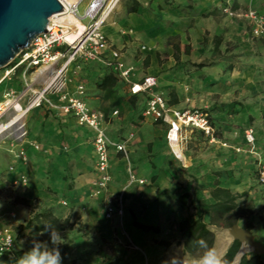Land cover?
<instances>
[{
	"label": "crops",
	"instance_id": "crops-1",
	"mask_svg": "<svg viewBox=\"0 0 264 264\" xmlns=\"http://www.w3.org/2000/svg\"><path fill=\"white\" fill-rule=\"evenodd\" d=\"M125 2L126 0L120 2L109 23L102 29L108 40L121 51L129 45L131 30L142 37H147L153 47L157 43L162 46L164 38L168 39L176 35L172 31L176 24L180 29V24L184 27L189 24L188 17H183L187 16L189 9L201 16L214 12L219 14L224 0H171L174 8L166 10V13L171 15L176 8L180 10L174 24L171 21L157 23L158 20L154 19L164 12L160 8H153L160 4V1L155 0L151 5V14H145L140 20L136 18L135 12H130L133 6L127 10ZM232 9L238 15L230 17L220 11L221 16L218 18L212 19L207 16L204 21L202 18L201 20L196 18L195 24L192 25L195 29L194 42L183 43L180 38L179 43L172 45V49L177 47V52L175 50L172 52L174 60L172 64H176L179 59L184 63L193 59L187 56L183 58L181 47L185 45L186 55L191 48L192 51L198 50L200 43L204 42L203 37L199 39V31L209 24L214 31V44L218 47L225 40V37H220L225 29L238 27V31L243 34L245 33L243 30L248 28V32L251 33L250 23L242 17L246 10H254L264 18V0H235ZM116 14L123 16L118 18ZM258 40L262 55L260 59L264 60V37H259ZM124 51L127 52L126 49ZM195 53L197 54V51L192 54ZM122 59L128 65L132 64L133 81L141 80L146 76L155 77V92L163 94L166 99V93H170L172 98L167 99L169 105L178 109H205L214 127L215 141H210L209 137L197 130L184 129L177 143L181 152L177 153L167 142L165 136L167 125L139 116L140 112L142 116L146 95L132 96L128 91V85L117 81L115 91L105 96L94 86L95 80L103 76L105 71L101 70L99 75L88 74L85 82L82 80L85 77L81 78L79 72H75L72 75L73 83L70 88L79 81L84 82L85 100L90 107L102 110L107 115H110L113 110H117L119 114L118 117L107 120L105 133L109 140L124 143L127 155L110 152L111 181L107 193L97 198L90 196L91 182L95 176L91 131L78 126L71 116L50 111L46 107L34 108L28 114L26 121L27 139L37 143L40 150L26 148V164L18 165L15 174L9 173L3 179L4 189H11L9 183H14L13 180L17 178V175L24 174L28 182L25 186H20L23 199L32 202L35 199L41 200V203L46 205L60 203L64 207L67 206V214L58 218L68 217L71 226L81 224L84 232H88L89 236L107 243L114 242V237L118 239L122 230L115 231L117 218L105 219L102 209L108 202L119 201L124 208L122 227L125 240L131 242L136 248L127 250L121 245L114 244L115 258L110 260L111 264H162L160 259L162 251L166 249L171 251L175 248L182 253V242L174 228L177 222L184 219L193 221L197 217H201L205 223L208 222L210 213L206 206L216 202L210 195L211 191L220 188L234 196L243 195L237 202L243 203L244 206L252 205L247 202L249 200L247 193L251 186L254 188L256 197H259L256 178L253 180L252 175L257 172L258 164L264 162V85H250L242 88L241 99L234 98L235 89L230 86L194 87L196 90L189 92L176 89V84L171 82L160 87V77H169L171 74L170 70L167 71L171 65L170 62L167 65L159 64L154 51L146 52L144 61L141 57L136 61L127 60L126 57ZM259 73L262 74V70ZM19 77L20 75L16 79ZM87 79H90L89 82ZM6 82L10 81H4L0 86V99L1 93L6 90V87L2 90L1 87ZM90 82L91 86L88 85ZM189 95L192 96L191 99ZM117 97H120L119 103L114 104ZM174 99L176 104H170V101ZM133 109L139 111L138 117L134 115ZM247 127L253 129V153L248 152L250 146L245 143L243 137V130ZM5 150L7 152V148ZM7 154L9 166L15 162L8 152ZM128 165L136 178L143 181L142 184L128 182L126 173ZM44 172H49L46 180ZM42 181L53 188L56 198L51 197L44 190ZM183 194L188 196L185 201L181 197ZM63 202L66 205H63ZM18 207L22 213L24 209L31 210L21 204ZM251 215L237 218V225L245 228L241 224ZM250 222H252L251 219ZM134 223L157 227L159 231L157 233L142 231L136 228ZM214 228L217 227L209 226L216 237ZM157 241L168 242L170 246L164 247L157 244ZM215 243L216 238L212 249Z\"/></svg>",
	"mask_w": 264,
	"mask_h": 264
},
{
	"label": "built area",
	"instance_id": "built-area-1",
	"mask_svg": "<svg viewBox=\"0 0 264 264\" xmlns=\"http://www.w3.org/2000/svg\"><path fill=\"white\" fill-rule=\"evenodd\" d=\"M121 1H59L63 10L54 14V20L49 18L48 30L36 35L26 48L20 50L6 66L0 68V86L4 81L12 82L18 75L23 83L19 91L8 87L1 93L0 145L8 146L7 152L15 162L8 166V171L15 173L18 165L26 164L27 147L35 151L40 150L37 143L27 139L26 121L34 108L46 107L50 111L71 116L78 126L91 131L95 176L91 182L90 196L97 198L107 193L111 181L110 152L123 153L126 156L127 149L124 143L109 140L105 133L107 120L117 116L118 111L113 110L110 115H106L90 107L85 100L86 85L82 81L70 88L73 83L72 75L88 63H95L112 71L119 81L128 85L130 95H146L142 117L167 125L165 136L170 146L172 142L178 143L179 135L184 129L197 130L209 137L210 141H215L214 127L205 109H178L169 105L163 94L155 92L156 78L153 76H146L138 81L132 80L133 67L125 64L121 50L108 40L102 30ZM234 1L224 0L221 8L222 12L230 17L238 15L232 9ZM81 5L84 6L83 13L79 12ZM69 14L83 25L82 32L75 37L70 36L71 27H66L60 22L63 15ZM242 17L250 23L252 37H264V18L261 15L248 9ZM83 20L86 21L85 24ZM243 137L245 143L250 146L248 152L253 153V129L245 128ZM126 173L129 183H143L136 178L129 165L126 167ZM256 173L260 211L264 217V162L258 164ZM18 182L25 185L27 177L20 174ZM62 204L66 205L65 202ZM123 215L124 208L119 201L104 205L105 219L116 217L121 221ZM120 235L125 236V233L121 231ZM14 247L13 232L10 228L0 226V255L12 257Z\"/></svg>",
	"mask_w": 264,
	"mask_h": 264
},
{
	"label": "rangeland",
	"instance_id": "rangeland-1",
	"mask_svg": "<svg viewBox=\"0 0 264 264\" xmlns=\"http://www.w3.org/2000/svg\"><path fill=\"white\" fill-rule=\"evenodd\" d=\"M154 1L155 0H126L125 3L127 6V10L130 7L134 6L135 3L137 4L135 13L136 18L140 20L143 19L145 14H151V5ZM156 1H160V4L153 6V8H160L164 11L159 14V16L158 14H156V16L158 17H155L154 19L158 20L157 23H159V21H171V23L173 24L176 23V19H178L179 17L178 11L180 10L176 8L174 14L171 15H168V13H166V10L174 8L172 6L171 0ZM83 10L84 6L81 5L79 7V12L83 13ZM220 11L222 12V10H219V14H215L214 12L209 14L206 13L205 15L201 16L200 14L198 15L194 13L192 9H189L186 13L187 16H183L188 17L187 22H189V24H186L187 26L185 27L183 26V24H180L181 29L177 27V24L176 26L174 25L175 28H173L174 30L172 29V31H174V34L176 35H173L168 39L164 38V44L162 46L157 43L155 44V47H153L147 37H142L137 32L135 33L134 30H131L132 35L129 36V45L128 47L127 45L125 46L127 52L124 51L125 49L122 50V57H126L127 60L130 61H136L141 57L144 61L146 52L154 51V53L157 55L159 64L163 63L167 65L169 62L171 63L170 67L167 68V71L170 70L171 74L169 77H160V87H163V85L165 86L167 82H171L176 84V89H181L189 92L196 90L194 89V87L210 88L216 85L230 86L235 89V93L233 94L234 98L241 99L243 96L242 88L250 85H264V78H262L264 77V60L260 59L262 57L259 51L260 42L258 38L252 37L251 33L248 32V28H245L243 30L245 32L243 34L238 31V27L236 29L230 28L223 30L220 37H225V40L220 46L216 47V45L214 44L215 40L213 39L214 31L209 24L208 26H206L207 29L204 27L201 31H199V39L200 37H203L204 42L200 43V45L198 46V50L195 49L197 51V54L195 53L193 55L192 53L196 51H192L191 48V51L186 55L184 53L185 45L183 44V46L181 47V54H183V58L184 56H187V58L190 59L193 57V59H190L185 63L180 61L179 59L176 64H172L174 61L172 58V52L174 50L172 49V45H174L175 43H179L180 38L183 40V43H189L190 41L194 42L193 34L195 29L192 25L195 24V19L202 18V21H204L207 19V16H210L212 19L216 17L218 18V16H221ZM122 14L116 15L118 16V18H120V16H125V14ZM82 22L84 24L86 23L85 20H83ZM166 31L169 30L166 29ZM118 47L120 46L118 45ZM125 64L128 65L127 63ZM128 66L132 67V64L129 63ZM260 70H262V74L259 73ZM100 72L101 69L97 67V65H86L79 70L78 74L81 78L85 77L82 79L85 82L88 74L92 73L91 75H99ZM91 84V82L88 83L89 86H91ZM22 85V80L19 77L18 79H13L12 82L4 83V85L1 87V90L5 87L6 89L8 87H11L16 91H19ZM166 97L168 100L172 98V96H170V93H166ZM191 97L192 96L189 95L190 99ZM134 112V115L138 117L137 114L139 113V111L134 110ZM104 114L107 115V113ZM139 116L142 117L141 112ZM6 148L8 147L5 145H0V226L10 228V230L15 235L14 249L17 253L26 254L32 249V239H30L28 235L30 226H27L24 229H21L19 227L26 224L29 214H31V212L33 211H50L53 215L61 217L67 214V206L64 207L60 203H56L54 205H46L41 203V200L35 199L33 202V208L30 211L28 209H24L23 213L22 211H19V201L20 199H23V192L22 190H20V186L25 185L19 184V175H17V178L13 180L14 183H9L11 189H4L3 179H5L9 173L15 174L14 172L8 171L7 166L9 159L8 154L5 150ZM256 174V172L253 173V180L256 178ZM43 175L45 176L46 180L49 177V172H44ZM42 187L51 197L56 198L54 197L55 193L53 191V188L48 187L47 183H45L44 181H42ZM247 195L249 199L247 202L252 203L254 212L249 218H246V222H242L241 225L245 227L244 229L251 230L252 233L251 231L250 233L253 235L254 239L264 245V217H262L261 215L259 197H256L254 188L252 186L249 188ZM250 219L252 222H250ZM122 223V219L121 221L117 219L115 223L116 226L114 228L115 231L122 230L124 232ZM238 227L243 228L240 225ZM222 230L227 231L228 229L221 226L214 228L215 234L218 231ZM59 234L63 238L61 244L59 245L61 256L63 258L62 264H111L109 258L114 255V244H116L117 246L121 245L127 250H135L136 248L131 242L125 240V236H120V234L118 235V239L115 237L113 238L114 242L112 243H104L102 241H98L96 238L89 236L88 232H84L83 226H81V224H78L77 226L72 225L70 228H67L65 231ZM39 245H41L42 247L46 246L49 250L52 249L46 244L44 240ZM174 256L179 258V264H201V259L189 257L175 248L171 249V251L170 249L162 251V254L160 255L162 264H171V259Z\"/></svg>",
	"mask_w": 264,
	"mask_h": 264
},
{
	"label": "trees",
	"instance_id": "trees-1",
	"mask_svg": "<svg viewBox=\"0 0 264 264\" xmlns=\"http://www.w3.org/2000/svg\"><path fill=\"white\" fill-rule=\"evenodd\" d=\"M136 9L137 4L135 3L132 11L130 12H136ZM174 50L177 52V47H174ZM186 52H188V47H186ZM88 64L90 66L97 65V67L105 71L103 76L98 77V79L95 80V88L102 91L105 96H109L111 93H113L115 91L114 88L117 84V81H119L114 73L110 70L108 71L107 69L102 68L98 64ZM119 100L120 97H117L114 101V104H118ZM170 104H176L175 99L171 100ZM210 195L216 202L212 205L206 206V209L210 213L207 223L203 222L201 217H197L193 221L184 219L174 225L175 231L182 242V253L195 259H201L204 253L209 248L213 247L215 236L214 233L209 229L210 225H214L216 227L221 226L228 229L230 226L236 223L237 218L251 215L254 212L253 205L249 204L244 206L242 205L243 203L237 202V200L243 195L234 196L229 191L220 188L211 191ZM181 197L183 201L188 198V196L185 194H183ZM19 202L21 205L31 209L33 208L32 201L20 199ZM27 226H30L28 235L30 239H32L31 247H33L34 244H40L44 240L49 247L53 248L54 246L51 244L52 231L56 230L58 233H61L67 228H70L71 224L69 223L68 217L61 219L53 215L50 211H41L33 212L26 221V224L21 225L19 228L24 229ZM134 226L142 231H152L154 233L159 231L157 227L145 226L138 223H134ZM102 242L107 243L106 241ZM156 243L164 247L170 246V243L164 241H157ZM240 246L241 244L237 240H233L222 256L225 255L226 258L232 263L233 258L238 252ZM247 252L248 249L243 244L237 258L232 264H237L239 256ZM24 255L25 253H17L16 250H14L12 257L0 255V262H5L6 264H15ZM114 258L115 255L110 257L109 260H113ZM239 264H264V254H245L241 257Z\"/></svg>",
	"mask_w": 264,
	"mask_h": 264
},
{
	"label": "water",
	"instance_id": "water-1",
	"mask_svg": "<svg viewBox=\"0 0 264 264\" xmlns=\"http://www.w3.org/2000/svg\"><path fill=\"white\" fill-rule=\"evenodd\" d=\"M62 10L59 0H0V68L26 48L36 35L47 31L49 18ZM227 232L231 242L237 240L241 244L232 263L243 244L251 247L247 253L264 254V245L257 242L248 230L234 224ZM243 255L239 256L237 264Z\"/></svg>",
	"mask_w": 264,
	"mask_h": 264
},
{
	"label": "clouds",
	"instance_id": "clouds-1",
	"mask_svg": "<svg viewBox=\"0 0 264 264\" xmlns=\"http://www.w3.org/2000/svg\"><path fill=\"white\" fill-rule=\"evenodd\" d=\"M26 185V184H25ZM63 238L60 234L53 230L51 234L52 249H47L46 246L34 244L32 249L22 256L17 264H62V256L59 245ZM171 264H179L178 257H172ZM201 264H231L226 256H221L216 250L209 248L201 257Z\"/></svg>",
	"mask_w": 264,
	"mask_h": 264
},
{
	"label": "bare ground",
	"instance_id": "bare-ground-1",
	"mask_svg": "<svg viewBox=\"0 0 264 264\" xmlns=\"http://www.w3.org/2000/svg\"><path fill=\"white\" fill-rule=\"evenodd\" d=\"M61 2L67 1L69 3H71L73 0H59ZM56 18V15H52L50 17L51 20H54ZM62 24H64L66 27H71L72 32H71V37H75L78 34H80L83 30V25L82 23H80L77 19H75L74 17H72L70 14L69 15H63L60 21ZM171 148L173 151L175 152H181L180 148L178 146L177 143L172 142L171 143ZM216 243L214 246V250H216L221 256L223 255V253L225 252L228 244L231 241V236L228 234V232L226 230H222V231H218L216 233ZM245 247L248 249V251L251 249L250 246L244 244Z\"/></svg>",
	"mask_w": 264,
	"mask_h": 264
}]
</instances>
